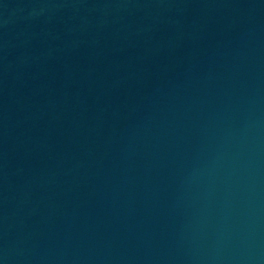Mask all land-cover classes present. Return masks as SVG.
Here are the masks:
<instances>
[{
    "label": "water",
    "instance_id": "obj_1",
    "mask_svg": "<svg viewBox=\"0 0 264 264\" xmlns=\"http://www.w3.org/2000/svg\"><path fill=\"white\" fill-rule=\"evenodd\" d=\"M0 264H264V0H0Z\"/></svg>",
    "mask_w": 264,
    "mask_h": 264
}]
</instances>
